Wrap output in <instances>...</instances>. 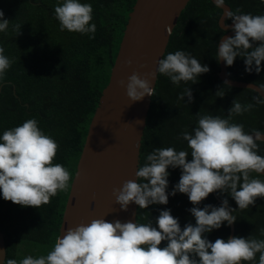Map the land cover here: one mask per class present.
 I'll list each match as a JSON object with an SVG mask.
<instances>
[{
    "label": "trees",
    "instance_id": "1",
    "mask_svg": "<svg viewBox=\"0 0 264 264\" xmlns=\"http://www.w3.org/2000/svg\"><path fill=\"white\" fill-rule=\"evenodd\" d=\"M63 2L0 0L3 19L10 21L9 30L0 32V46L4 48V55L13 61L0 81V137L26 120L36 119L44 134L58 143L53 163L63 165L70 172L71 184L91 119L109 82L129 13L136 0H79L92 5L90 23H94L97 29L94 38H89L93 35L91 33L61 31L55 7ZM225 3L238 15L264 16V0H225ZM221 14L222 9L211 0H189L181 12L163 58L168 53L184 51L202 65H208L210 71L202 74L197 83L181 81L179 86L158 73L142 138L139 166L145 164L146 156L157 147L187 151L191 161V149L181 133H193L199 115L228 118V110L235 99L242 105L253 104L254 107L242 115L233 116L231 122L243 124L246 133L264 132V103H258L254 97L261 101L264 98L253 89L225 85L218 75V41L226 33L219 25ZM230 22L226 19V23ZM14 24L22 26L21 34L12 31ZM227 67L231 78L251 81L264 89V70L259 74L255 71L248 73L241 57L236 58L233 66ZM185 88H191L194 97L191 103L186 96L184 100L178 99ZM221 89L225 93L223 97L216 95ZM256 142L258 154L264 156V141ZM168 171L169 203L150 205L147 209L138 206L136 223L151 222L158 227L156 220L160 212L170 209L182 229L189 223L195 225V217L189 209L196 205L190 202L187 194L177 192L175 196L171 195L182 170L169 167ZM251 177L264 181V174L252 173ZM69 191L70 188L58 192L51 197L50 203L36 208L7 201L0 190V230L5 237V261L15 259L19 264L27 256H47L53 250ZM225 198L230 209H235L233 215L237 217L234 236L264 239V198H257L255 205L241 210L229 193L218 191L210 194L199 207L209 204L219 207ZM229 234L230 226L224 222L220 229L205 233V237L215 242L217 238L227 240ZM166 245L167 241H164L161 247ZM259 255L256 254L254 261L242 264H258Z\"/></svg>",
    "mask_w": 264,
    "mask_h": 264
},
{
    "label": "clouds",
    "instance_id": "2",
    "mask_svg": "<svg viewBox=\"0 0 264 264\" xmlns=\"http://www.w3.org/2000/svg\"><path fill=\"white\" fill-rule=\"evenodd\" d=\"M217 7H224L225 0H215ZM239 12V10H237ZM91 4L79 0H64L55 7L60 29L81 34H93L96 25ZM0 10V32L9 30L10 21L3 19ZM227 19L233 22L234 36L227 37L219 44L218 62L224 61L231 67L237 57L244 59L248 73L259 74L264 70V16L236 14L226 11ZM21 25H12V31L21 34ZM256 42L258 46H254ZM13 63L4 55L0 46V81ZM129 60L128 64L131 65ZM208 65H202L190 53L176 51L168 53L157 63L156 74L167 76L179 86L180 82H198V78L208 73ZM228 85V81H225ZM125 87V81H120ZM230 86V85H229ZM127 96L131 101H141L154 95V87L145 76L134 73L128 78ZM217 96L225 93L219 90ZM189 103L194 97L191 88H185L178 99ZM258 103H264L254 97ZM253 104L242 105L234 100L228 110V118L199 115L198 126L193 133H181L191 149L189 153L176 151L173 147H157L146 156V162L139 166L136 180H127L122 187L113 191L115 201L125 211L135 203L141 209L150 205L169 203V167L180 168L182 174L171 192L187 194L195 207L189 209L195 217V225L189 223L181 228L179 219L171 210H162L156 220L158 227L147 223L131 221L108 222L104 218L93 219L89 224L68 228L57 238L52 251L47 256L34 258L27 256L19 264H242L256 259L264 264V239L254 237H230L208 240L205 233L220 229L224 222L229 226L237 221L225 198L221 206L211 204L200 208L202 201L215 192L229 193L239 209L255 205L257 198H264V181L252 178V173L264 174V156L258 154L257 140L260 132L244 131L243 124L232 123L233 116L250 111ZM141 123L140 121H138ZM0 190L3 198L24 207L40 208L50 203L58 192L68 191L72 185L70 172L61 164L53 163L59 145L38 127L36 119H28L0 137ZM144 181V182H141ZM264 234V230H262ZM167 241L165 247L162 242ZM4 264H18L15 259H7Z\"/></svg>",
    "mask_w": 264,
    "mask_h": 264
},
{
    "label": "water",
    "instance_id": "3",
    "mask_svg": "<svg viewBox=\"0 0 264 264\" xmlns=\"http://www.w3.org/2000/svg\"><path fill=\"white\" fill-rule=\"evenodd\" d=\"M189 0H136L124 29L119 50L111 69L108 84L91 119L86 139L77 162L69 195L63 212L59 237L68 228L89 224L93 219L108 222H137L138 205L132 203L127 211L116 203L113 191L127 180H136L140 149L152 96L133 102L127 96L128 78L139 73L155 87L159 59H163L170 36ZM216 4L215 0H211ZM219 25L226 30L219 41L234 36L233 22L226 23L225 3ZM240 15V14H239ZM131 60V65L128 61ZM219 77L229 85L255 90L264 98V89L251 81L230 77L226 62L219 61ZM125 81V87L120 81ZM1 91V86H0ZM140 121L141 123H139ZM264 134V132H260ZM248 134H253L250 132ZM259 140L264 141V135ZM223 202V201H222ZM230 226L229 237H234ZM6 259L4 233L0 230V264Z\"/></svg>",
    "mask_w": 264,
    "mask_h": 264
}]
</instances>
